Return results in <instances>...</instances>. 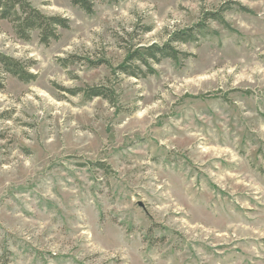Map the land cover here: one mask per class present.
Instances as JSON below:
<instances>
[{
  "label": "rangeland",
  "instance_id": "rangeland-1",
  "mask_svg": "<svg viewBox=\"0 0 264 264\" xmlns=\"http://www.w3.org/2000/svg\"><path fill=\"white\" fill-rule=\"evenodd\" d=\"M28 1L70 29L45 46L0 19L35 76L0 70V264H264V0ZM203 22L187 59L113 74Z\"/></svg>",
  "mask_w": 264,
  "mask_h": 264
},
{
  "label": "trees",
  "instance_id": "trees-1",
  "mask_svg": "<svg viewBox=\"0 0 264 264\" xmlns=\"http://www.w3.org/2000/svg\"><path fill=\"white\" fill-rule=\"evenodd\" d=\"M70 1L85 13L89 15L94 14L95 0ZM108 1L118 3L123 0ZM224 13L225 8H222L214 14H207L205 21L207 22V20L213 19L214 21L225 24ZM0 19L12 25L16 36L20 40L30 41L33 33H39L40 42L45 46L59 41L61 38V30L70 29V20L62 16L46 15L34 8L28 0H0ZM206 22L191 29L175 32L171 35L168 42L163 45L130 46L127 49L125 61L117 68H113V74L126 75L134 78H146L155 73L153 65L160 64L166 59L175 62H178L180 57L187 59L190 55L181 52L178 49V45L197 42L198 35L206 29ZM104 64H107V62L100 60L93 65L101 66ZM28 67V65H24L20 61L0 54V70L5 76H12L24 83H31L35 80V76L29 74L27 71ZM4 88L5 80L0 77V90ZM78 93H84L88 100L103 98L112 102L115 98L114 90L105 86L79 90Z\"/></svg>",
  "mask_w": 264,
  "mask_h": 264
}]
</instances>
